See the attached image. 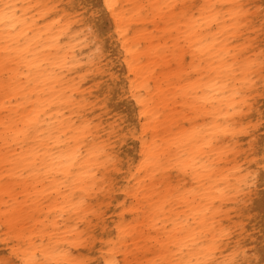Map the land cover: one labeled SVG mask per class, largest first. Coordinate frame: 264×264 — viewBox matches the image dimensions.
I'll return each mask as SVG.
<instances>
[{
	"label": "snow or ice",
	"instance_id": "1",
	"mask_svg": "<svg viewBox=\"0 0 264 264\" xmlns=\"http://www.w3.org/2000/svg\"><path fill=\"white\" fill-rule=\"evenodd\" d=\"M30 89L0 137V264H264V0L0 4V92Z\"/></svg>",
	"mask_w": 264,
	"mask_h": 264
},
{
	"label": "bare ground",
	"instance_id": "2",
	"mask_svg": "<svg viewBox=\"0 0 264 264\" xmlns=\"http://www.w3.org/2000/svg\"><path fill=\"white\" fill-rule=\"evenodd\" d=\"M25 2L26 0H0V4H3V3L22 4ZM33 2H47V0H33ZM57 2L64 3L65 0H57ZM122 2L132 3V4L134 3L165 4V3L175 2V0H122ZM251 2L258 4L259 0H251ZM42 23L43 22H41V26H42ZM163 35L164 34L161 33L160 35H157V36H150L146 40V43L149 46H154L156 48H160L161 50H163L164 47L169 43L171 39V37L169 36L167 39H164L163 42H161V37ZM45 39H48V37L45 36ZM109 51H111V44L109 47ZM116 53L117 55L119 54V49L116 50ZM86 57H87V52H85L84 58H79L81 65H84V61ZM108 58L110 60L112 59L111 56H109ZM160 59L161 57L159 56L156 57L157 61H159ZM113 63L115 64L116 62L113 61ZM117 68H119V65H117ZM70 74L73 76L81 75V73H79L77 69H72ZM91 79L93 83H97V81L95 80V74L91 77ZM159 79H160L161 84L163 85L160 89L161 93L163 94V97H167L168 94H175L177 90L180 88L179 84H175V85L168 84L166 78L163 75H161ZM84 83L86 86H89L88 78L85 79ZM101 90L102 89L99 86L96 89L97 92ZM33 91L34 89H30L27 92L20 93L19 96L21 97V101H18L17 99L13 97H6L4 96L2 92H0V137L4 135L5 113L7 112L9 116L14 117L16 113H23L24 107L27 104L32 103L33 105H35L36 103L35 101L28 100V97L32 94ZM168 107L169 106H167L166 104V108ZM171 112L176 116L177 123L183 122L182 118L184 117V112L182 110V105L177 104V105L171 106ZM178 151L195 154L197 151V146L192 145V144L183 145L181 146L180 149H178ZM148 183L151 184V181H148ZM2 202H3V181L2 179H0V204H2ZM255 208H256V211L254 213V216L249 218V219L254 220V228H253L254 235L252 236L251 240L248 241V249H249L250 254L253 255L256 260H259L261 256V248L264 247V237L261 236L260 229H259L260 205H259L258 200L255 205ZM195 212H196V206L189 205L188 209H186L182 213V215L185 219H188L189 217L191 218V226L193 227V229H199L201 227H206V225L200 222V219L195 215ZM179 214L180 213H178L177 210L173 208L165 213V216L163 217V219L165 220V222H167L168 217H173ZM129 215H131V213H129ZM109 216L112 217L113 221L119 220L120 217L117 212V206L114 205L112 207V210L109 212ZM207 227H210V225H208ZM144 242L147 243V237L144 238Z\"/></svg>",
	"mask_w": 264,
	"mask_h": 264
}]
</instances>
